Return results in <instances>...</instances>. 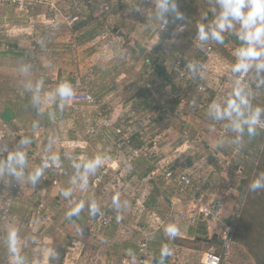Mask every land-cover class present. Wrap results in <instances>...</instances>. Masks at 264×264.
I'll return each instance as SVG.
<instances>
[{"label": "rangeland", "instance_id": "1", "mask_svg": "<svg viewBox=\"0 0 264 264\" xmlns=\"http://www.w3.org/2000/svg\"><path fill=\"white\" fill-rule=\"evenodd\" d=\"M173 2L176 11L183 14L185 19H174L175 13L171 11V6L169 11L163 13V19H157L158 14L147 7H141V12L136 16L127 17L119 13L115 15L112 11L103 14L98 8L90 9V14L82 10V29L70 30L60 22L44 28L36 35V41L33 43L36 49L44 52L39 59L32 55L30 58L18 59L8 53L0 57V113L3 112L4 106L10 104L16 105V112L19 113L12 125L5 127L0 122L1 131L9 130L16 134V139H8L7 142L0 143V147L4 148V155L10 147H17L19 153L35 155V160L24 162V181L28 185L26 193L32 195L34 189L38 188L36 181L33 184L28 180L29 174L34 173L38 157L52 156L56 160V164H59L57 179L59 184L62 182V187H66L68 178H78L82 173L80 162L84 161L85 157L81 158L80 147H86L88 159H94L95 154L99 152V146L104 145L98 138L102 127L119 124V147L134 148L135 142H128L129 135L137 134L144 148L134 153L133 159L144 157L148 161V167H153L154 171L159 169L160 172L152 177L151 185L147 179L140 180V171L133 184L116 188L121 195L116 199L117 204L114 202L116 195L110 187H107V190L101 189L100 197H94L92 205L105 206L121 218L125 225H143L152 219L150 223L156 227L161 218L163 219V213L160 215L161 213L156 211L159 215H151L149 212L152 208L147 207L146 203L150 191L156 194L164 191L175 196L173 189L166 185L161 175L166 167L173 170L191 168L194 171V185L201 189L197 197L202 196L200 199L204 203L216 197V194L223 196L224 201H229L227 212L232 205L242 203L261 143L249 149L250 126L246 125L241 117L238 116L233 121L228 117H219L210 108V100L206 98V94L197 95L189 88L183 91L174 77L172 83L164 84V77L157 74L152 62L157 61L161 65L164 63V67H167L166 74L171 75L172 59L163 55V45L165 48L179 49L187 60L196 58L199 51L193 41L194 37L199 35L198 24L201 23L208 34L205 40L207 44L212 45L213 56L218 60L215 63L218 71H221V63L225 61H228L233 69L234 65L245 58L239 55L241 49L232 42L219 44L212 38L213 31H221L218 24L224 19L220 0H172L171 5ZM243 11L247 12V9ZM227 20L230 26L226 23L221 35L229 31L247 42V29L242 26V22L231 16H228ZM165 21L174 31V41L165 37L158 39L152 33V23L158 25ZM114 29H117V32H114ZM80 34L82 36L77 39V49L70 50L73 36ZM91 34L95 37L88 41L87 38ZM134 43L140 44L145 52L138 53L133 48ZM2 45L7 44L0 41V46ZM30 46L28 51H31ZM260 61H264V57L247 61L251 72L257 69L264 71V68L256 66ZM91 70L90 80L82 86L93 93L96 106L81 105L77 112H66L65 109H69L66 103L61 110L59 105L63 101L56 93L57 85L63 81L72 85L75 75L85 77ZM237 72L233 70L232 75ZM220 73L214 74L205 70L203 79L206 81L208 92L219 82L216 79L222 82ZM25 92H28L32 101L28 109L23 107ZM178 95L179 99L176 98ZM176 100L177 112L174 111ZM145 102L148 104L145 105ZM163 102L168 106L166 116L161 115L159 111H163ZM199 105L203 108L194 114L191 108ZM261 108H264V104ZM32 112L37 115L32 116ZM179 113L181 116H178ZM96 115L106 116L109 122H96V119H92V116ZM36 121L41 127L31 128ZM188 123L192 125L190 130L187 128ZM199 135L203 138H199ZM128 156L131 157L125 152L119 153V161L127 162ZM3 158L5 162L6 157ZM210 166L214 169L211 170ZM213 188L217 189L216 193H213ZM76 190L78 193L77 185ZM1 193L5 195L7 191L3 190ZM61 194L63 191L59 190L58 195ZM28 202L29 209L36 204L32 200ZM111 204L117 207V211L116 208H111ZM170 217L169 221L173 220L174 217ZM24 235L25 243L17 246L15 252L19 255V260L23 264H41L49 248H44L43 239L40 237ZM140 237L136 235L135 241L138 242ZM64 238L63 234H58L56 238L53 237L54 242H48V246L53 249L51 256H55V261L61 256L60 260L65 264H71L72 260H84V264H91L90 260L97 256L92 252L86 253L95 250L92 248L96 238H90L93 241L84 250L78 249V246L68 250L64 245ZM178 244L194 250L199 249V252L191 251L184 255L182 250L174 249L170 251V256H167L174 261L172 264H179L182 257L190 258V264H201L200 260L202 254L207 251L206 247L182 242ZM36 245L38 249L35 248ZM222 264L255 262L241 245L234 243Z\"/></svg>", "mask_w": 264, "mask_h": 264}, {"label": "crops", "instance_id": "2", "mask_svg": "<svg viewBox=\"0 0 264 264\" xmlns=\"http://www.w3.org/2000/svg\"><path fill=\"white\" fill-rule=\"evenodd\" d=\"M43 13L44 11L42 9H35L30 13V15L26 16L17 11H14L13 8L0 1V41H4L7 45L8 43L15 44L18 47L17 51L23 54V58L21 59L30 58V55L39 59L41 53L44 52L36 49V46L33 42L36 41V35L39 34L40 31L42 32L44 28L49 27V25H46V23H44L43 21ZM79 36L82 35L80 34ZM94 37L95 35L91 34V36L88 37L87 40L91 41ZM29 45H31L29 47L31 51H28L27 49ZM163 47L165 48V45H163ZM173 50H176V48H173ZM225 62L230 67V69H232L231 64L228 61ZM162 66H164V63ZM165 68L167 67L165 66L164 69ZM215 68L216 66H211L208 63L205 64L204 67L205 70H209L212 72L215 71ZM91 94L93 95L92 92ZM176 98L179 99V95ZM144 104L147 105L148 102H145ZM177 107L175 108L176 110H174L175 112H177ZM163 108L165 109V112L163 109V113H166L168 111V106L165 105L164 102ZM178 116H181V114L179 113ZM17 117L11 123L2 122L0 117V122L3 124V126L7 127L9 125H12ZM230 118L233 121L237 117ZM92 119H96V122H105L106 116L99 117L98 115H96L92 116ZM130 122L131 121H129V123ZM191 126V123H188L187 128L190 130L192 128ZM117 131L121 132L119 124H110V126L108 127H102L98 138L104 145L99 146V152L95 154V158L92 160L91 158L88 159L87 157V148L80 147V156L81 158L85 157L84 161H81L80 159L82 173L78 178H68L66 187H62V182L60 183L61 187L60 184L58 185V187H53L50 184L40 185L36 180L38 188L34 189L32 195H29L28 193H26L28 190V185L24 181V174L22 175L21 196L17 201L14 202V205L11 209L10 218H8V220L6 221H0V231H2L7 238L10 230H16V249L17 246L25 243L24 234H29L33 238L40 237V239H43L44 248H50L51 250L53 249L50 245L48 246V242H54L55 239H53V237L56 238L58 234L64 235V245L68 250H73V247L77 246L79 247L78 249L84 250L88 248V245L93 241L90 238H96V240L94 241L95 245L92 248L95 250L86 251V253L92 252L97 255L96 257H94V259L90 260L92 262L91 264H136L139 258L138 244L142 239V235L148 233L150 234L147 247L149 257L153 258L163 256L164 260L158 264H172L171 262L174 261H171V259L167 257L170 255L165 254V250H168L170 252L174 249H179L182 250V254L184 255H186V252L187 254L191 251L199 252V249L194 250L193 248H187L177 245L176 243H174V240L176 238L186 241L196 240L197 244L195 245L204 246V243H200L198 241L210 240L212 237H218L220 227L216 225L211 219L199 218L195 225L189 226V215L191 213H198V208L201 204H203L202 199L200 200V198H197V200L193 202L189 197L178 196L176 194L174 196L164 191L159 194L154 193L155 195H152V191H150L146 203V206L149 207L151 201L154 198V201L156 200L157 204L152 208V210H150L149 213L153 216L159 215L156 211L160 212V215H162L163 213V219L161 218V222H158V225L156 227L151 225L150 222L152 219L148 222L146 221L143 225H136L135 223L131 224V226H128L129 224H123V221L120 218L121 224L114 223L110 227L106 228L103 233H99L98 235H95L93 237L89 235V231L94 227L93 217L92 214H90L89 210L92 205V201L95 198L100 197L99 194L102 193L101 189L107 190V187H110L112 192H114L115 195L120 198V192L116 188L120 186H130V184H133L140 171L142 174L140 180L145 181L147 179L150 185L152 183V177L156 176L146 173L149 167L148 161L144 157L143 159H133L132 157V155L135 156L134 151H141L144 148V144L141 150H137L135 148V145L134 148L133 146L120 148L118 139L121 138V135H119L121 133H117ZM0 132L5 131L0 130ZM135 138H138V135L132 133L131 135H129L128 142H135ZM199 138H203V136L199 135ZM138 140L141 141L140 138H138ZM2 148L3 147H0V155H2L0 156V190L1 192L3 190H6L7 193L5 194H10V191L5 185V181L2 180L6 168V164L3 161L4 152ZM124 152L128 155H131V157L128 156L127 162L121 163L119 161L118 154ZM108 157H110V159H106ZM98 158L102 162L100 164H94L93 162ZM170 167H173V165H170ZM93 168L95 169L94 171ZM210 168L211 170L214 169L211 166ZM125 171L127 172L126 176ZM76 185L79 188L78 193L76 190ZM101 185L104 187H102ZM59 190H62L63 194L58 195ZM212 191L213 193H216L217 189L213 188ZM1 192L0 194H2ZM65 192H67L68 194L64 195ZM213 195L215 194H211V196ZM216 196L221 195L216 194ZM29 200H32L33 203L35 201L36 204L41 201L44 202L47 209V215L49 216V222L47 223V225L40 227V230L36 234L32 233V231L30 230L31 228L20 222L23 217L29 215V211L32 208H28ZM224 203L225 204L222 208L221 215L224 219L228 220L230 214L232 213V208L234 207V205H232L230 210L227 212L226 208L229 205V201H224ZM115 204H117L116 200ZM80 205H82V207H80V211L78 214H73L70 217L66 215V213L71 211V209L76 208ZM112 207H114L113 204H111V208ZM114 208H116L117 211V207ZM168 213L169 217H174L173 220L169 221L171 217H168ZM148 224L154 228L151 229ZM169 225H175L178 229V233L173 240L168 239L169 233L167 232V228ZM46 233L48 234L46 235ZM136 235L141 236L138 242L135 241ZM35 248L38 249L37 245ZM4 255V251L0 249V260L4 258ZM60 258L61 256L59 257L58 261H55V256L49 255L47 260L45 259V257H43L41 264H65L64 262H61ZM83 262L84 260L78 262L76 260H72L71 264H84ZM190 262V258L187 257H182L179 259V264H190ZM21 264H23L22 261Z\"/></svg>", "mask_w": 264, "mask_h": 264}, {"label": "built area", "instance_id": "3", "mask_svg": "<svg viewBox=\"0 0 264 264\" xmlns=\"http://www.w3.org/2000/svg\"><path fill=\"white\" fill-rule=\"evenodd\" d=\"M7 4L14 11H17L24 15H30L35 9H42L43 21L48 24H60L62 22L70 30L74 28L80 22V14L82 10L90 13V9L98 8L100 12L115 13L127 17L128 15L136 16L141 12V7H147L151 11H155L158 15L160 13L159 4L161 0H0ZM172 0H167L168 8L171 6ZM165 13V12H164ZM49 15V18H48ZM163 19V17H162ZM152 25V33L159 38H170L175 40V34L165 22ZM74 40L71 41L70 50L77 49V39L80 36H73ZM194 45L198 49L199 53L196 58L192 60L185 59L183 53L179 50H173L171 48H163V55L172 59L170 74L174 77L176 83L183 88L193 90L197 95H207L206 98L210 100V108L219 117H241L242 121L250 126L248 121H251L254 116L256 107H261L264 104V83L259 82L254 74L251 72L250 67L245 72L243 69L238 71L235 75H232L233 69L224 62L221 63V71H218V66L215 64L218 60H215L214 49L212 45L207 44L206 40H200L199 35L194 37ZM248 43V42H247ZM7 45L0 46V51H8ZM216 66L214 74H222V82L219 81L217 85L208 92V87L205 84L204 73L205 64ZM92 70L86 73L85 77L75 75L73 77V89L75 95L67 102L69 109H65L66 112H77L78 107L84 105L86 107H95L96 100L91 92L82 86L84 82H87L91 78ZM204 78V79H203ZM226 79V81H224ZM239 92V95H237ZM201 97V96H200ZM243 101L246 102H242ZM203 107H192L191 110L194 114L198 113ZM106 119L104 123H108ZM260 131L261 137H264V113H261L259 120L256 124L251 125ZM117 133H120L117 131ZM186 135V134H185ZM8 139H16L14 132L5 131L0 132V143L7 141ZM138 151H134L136 154ZM19 153L17 147H10L5 156V173L2 180L5 181L6 187L11 191V195L0 194V221H6L10 218L11 209L14 202L21 196V177H17L15 172L24 171L25 160H35V155L24 154L23 163L17 162L15 159L10 160V156H14ZM2 156V155H0ZM38 162L35 167L43 169V175L37 178V182L40 185L50 184L53 187H58L59 182L57 179V171L59 164H56V160L52 157H38ZM11 167V170H9ZM34 170V171H35ZM161 173L167 186L173 189L174 193L178 196L189 197L193 202L197 200V195L201 192V189L194 185V171L191 168L187 169H171L165 168ZM160 170L152 172V175H156ZM199 198H203L200 196ZM201 200V199H200ZM224 198L216 196L205 204H201L198 208V213H191L188 218L190 225H195L199 218L211 219L216 225L220 227L218 238L221 242L220 252H217L215 247L209 248L202 254L201 264H222L225 257L228 255L233 245V230L235 221L238 218L241 204L234 205L232 213L228 220L224 219L221 215L222 208L224 206ZM97 211L93 217V229L89 231L91 237L103 233L106 228L112 224H121V219L112 213L103 205H97ZM22 224L31 228L32 233L36 234L42 226H46L49 222V216L47 215V209L44 202H39L34 205L29 215H26L21 219ZM150 234L145 233L142 235V239L138 244V260L136 264H151V257L147 252L148 241ZM175 236L168 235V239L173 240ZM0 249L4 251L5 255L0 264H15L19 255L12 251V245L9 239L0 231ZM20 261V260H19ZM21 264V261H20Z\"/></svg>", "mask_w": 264, "mask_h": 264}, {"label": "trees", "instance_id": "4", "mask_svg": "<svg viewBox=\"0 0 264 264\" xmlns=\"http://www.w3.org/2000/svg\"><path fill=\"white\" fill-rule=\"evenodd\" d=\"M90 14V13H89ZM84 23L80 21L75 27L74 30L78 28H83ZM225 37L224 44L228 43V41L232 42L238 49H243L248 46V43L241 39L239 36L234 35L233 33L227 31L223 34ZM9 47L8 51H0V56L6 55L7 53L14 56L15 58L21 59L23 58V54L18 52V47L15 44L7 45ZM6 53V54H5ZM7 54V55H8ZM152 66L155 68L157 74L164 77V82L172 83L173 77L167 75L164 69V66L158 64L157 61L152 62ZM73 84V81L71 82ZM26 98L23 102V107L28 109L31 105V100L29 98L28 92L25 93ZM177 100L175 101V106L177 107ZM16 105H8L4 106L3 112L0 113V117L2 122L11 123L19 113L16 112ZM164 109V108H163ZM24 111V110H23ZM161 115H166L163 111L159 110ZM165 112V109H164ZM32 116H36V112L31 113ZM247 125V124H246ZM41 127L38 121L34 122L31 125V128ZM250 139L249 149H252L256 146V144L261 143V148L258 153V157L256 160V165L252 169V173L249 177V183L247 187V191L245 193V197L241 203L240 211L238 218L235 221V226L233 230V244L236 243L241 245L247 252V254L254 260L255 264H264V187L253 190L251 185L254 182H259L262 186H264V137H261V133L256 129L255 135H248ZM135 148L137 150H141L143 148V142L139 141L138 138L134 139ZM4 161V158H3ZM154 172L153 167H149L147 169V174H152ZM146 175V174H145ZM152 195H155L152 192ZM203 201V200H202ZM204 203V202H203ZM157 201L153 200L150 203L151 208L155 207ZM178 242L186 243V244H197V241H186L180 240L176 238L174 243L177 245ZM198 242L204 243V247L207 250L211 247H215L217 252H220L221 242L219 238L212 237L210 240H199ZM183 247L190 248L185 245H179ZM159 262L164 260L163 256H158Z\"/></svg>", "mask_w": 264, "mask_h": 264}, {"label": "clouds", "instance_id": "5", "mask_svg": "<svg viewBox=\"0 0 264 264\" xmlns=\"http://www.w3.org/2000/svg\"><path fill=\"white\" fill-rule=\"evenodd\" d=\"M220 3L224 9L222 16L223 20L218 24V27L220 28V32L213 31L211 33L212 38L219 44L224 43L225 37L221 35V32L225 30V24L228 23L230 26V22L227 20L228 16L233 17L234 19L240 20L242 22V26L247 29V42L248 46L246 48H243L239 55L245 59H242L240 62H238L236 65H234L233 70L239 71L243 69L245 72L248 70L250 64L247 62L248 60H256L260 57H264V47L257 48L255 45H264V0H220ZM160 13L158 15V18H162L163 13L166 11H169L167 0H161V3L159 4ZM244 9H247V12L243 11ZM171 11L175 13L174 19H185L184 15L180 12L176 11V5L173 2L171 5ZM167 21H165L166 23ZM198 32H199V39L205 40L207 39L208 34L205 32V26L201 23L198 24ZM258 68H264V61H260L256 65ZM56 93L59 95L63 103L59 105L60 109L62 110L65 104L75 95V91L73 89V86L67 82L63 81L59 83L56 87ZM237 95H239V92H237ZM242 102H246L243 101ZM261 112H264V108L256 107L254 111V116L251 121H248L250 124V127L248 128V132L250 135L256 134V128L252 127L251 125L256 124L259 120V116ZM23 142V141H22ZM10 160L15 159L19 163H23L24 161V154L17 153L14 156L9 157ZM110 159V157L106 158ZM102 161L98 158L96 161H94V164H100ZM91 166V165H90ZM9 170H11V167H9ZM15 175L17 177H21L23 175L22 171L15 172ZM43 175V169L37 168L34 173H30L28 176V180L31 181L33 184L37 180L38 177ZM264 187L262 186L258 181L254 182L251 185V188L253 190ZM68 193L65 192L64 195H67ZM118 199V196L114 197L115 200ZM80 207L82 205L77 206L76 208L71 209L66 215L70 217L73 214H78L80 211ZM97 211V207L95 204H93L90 207V214L95 215ZM167 232L170 236H176L178 233V229L175 225H169L167 228ZM17 232L15 229H12L8 233V239L10 244L12 245V251L16 252L15 248V242H16ZM52 250L49 248L45 253V259L47 260L49 255H52ZM165 254L170 255L171 252L168 250H165ZM15 264H20L19 259L15 261Z\"/></svg>", "mask_w": 264, "mask_h": 264}, {"label": "water", "instance_id": "6", "mask_svg": "<svg viewBox=\"0 0 264 264\" xmlns=\"http://www.w3.org/2000/svg\"><path fill=\"white\" fill-rule=\"evenodd\" d=\"M114 32H117V29H114ZM133 48L140 54L145 52V49L138 43H134ZM255 77L259 82L264 83V71L262 69L255 70ZM158 262V257H153L151 260V264H158Z\"/></svg>", "mask_w": 264, "mask_h": 264}]
</instances>
